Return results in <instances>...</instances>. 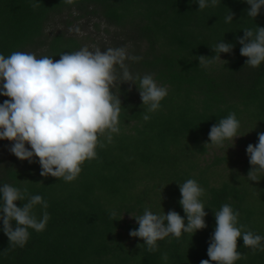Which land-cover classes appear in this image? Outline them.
I'll use <instances>...</instances> for the list:
<instances>
[{"label":"trees","instance_id":"16d2710c","mask_svg":"<svg viewBox=\"0 0 264 264\" xmlns=\"http://www.w3.org/2000/svg\"><path fill=\"white\" fill-rule=\"evenodd\" d=\"M34 3L40 6L34 9ZM249 7L244 0H217L202 10L196 0H0V54L5 57L22 51L59 60L65 52L79 51L83 39L63 31L48 36L47 24L64 11L73 19L91 15L114 33L99 43L89 36L85 40L101 51L126 47L142 57L125 61L130 72L151 74L168 89L160 108L149 113L139 81L118 83L112 91L121 95V131L111 143L105 140L104 148L97 147V158L85 161L72 182L42 177L38 163L14 155L0 159V186L7 183L40 195L48 208L35 205L33 212L38 220L44 211L50 216L43 231L28 229L23 247L9 242L0 221V264H200L209 259L214 213L226 203L240 213L243 230L264 237V175L258 183L247 177L251 166L246 154L247 145L256 144L257 133L264 132V62L257 68L245 64L237 42L243 29L264 27V8L254 19L247 16ZM230 11L234 18L226 22ZM222 40L235 45L233 52L221 53L222 60L211 65L201 64L198 56H214L211 48ZM6 99L0 95V103ZM232 112L241 123L242 137L235 146L232 140L219 148L205 145L211 127ZM188 179L205 189L201 200L207 227L180 238L169 235L157 242V251H148L129 234L138 228L131 216L142 215L145 208L185 216L179 184ZM26 202L17 201V206ZM237 243L244 256L234 264H264V251L244 247L242 238Z\"/></svg>","mask_w":264,"mask_h":264},{"label":"clouds","instance_id":"9594fccd","mask_svg":"<svg viewBox=\"0 0 264 264\" xmlns=\"http://www.w3.org/2000/svg\"><path fill=\"white\" fill-rule=\"evenodd\" d=\"M244 2L250 6L247 16L254 19L264 8V0ZM196 3L202 10L216 6L217 0H211V5L208 0H196ZM39 6V3L32 5L34 9ZM233 18L230 11L225 19L231 22ZM243 33V37L237 38L240 55L247 58L245 64L257 68L264 62V27L257 25L255 30L243 29ZM234 47L233 43L222 40L211 48L214 56L200 55L199 62L211 65L222 60L221 53H232ZM59 56V60H54L46 55L37 58L31 52L15 51L7 57L0 54V95L8 98L0 103V140L10 142L9 152L20 161L38 163L42 177L72 182L78 178L85 161L97 158V147L104 148L105 140L111 143L113 135L121 131V95L112 91L118 83L135 85L139 81L137 89L149 113L160 108L168 89L159 86L151 74L134 76L125 61L138 62L142 57L131 55L126 47L101 51L98 47L90 50L85 46ZM143 119L148 121L150 116L145 114ZM240 127L235 112L229 113L211 127L210 142L205 145L219 148L232 140L234 147L235 140L242 137ZM257 137L256 144L247 145L246 154L251 166L247 177L258 183L264 175V132H258ZM179 190V204L186 221L175 210L156 214L145 208L142 215L131 216L138 228L131 230L130 236L142 240L150 252L157 251V242L169 235L180 238L182 233L194 235L207 227V213L201 200L205 189L195 179H188L179 184ZM26 199V203L17 206V201ZM35 205L48 208L47 201L40 195H29L27 188L21 190L7 183L0 186V221L11 244L23 247L30 237L28 229L36 232L45 229L50 216L44 211L38 220L33 212ZM214 216L216 226L207 249L209 259L201 260L200 264H234L244 256L237 250L239 238L253 252L264 251V237L243 230L244 226L238 224L240 213L231 205L223 204ZM162 259L167 260V254Z\"/></svg>","mask_w":264,"mask_h":264},{"label":"rangeland","instance_id":"374dc122","mask_svg":"<svg viewBox=\"0 0 264 264\" xmlns=\"http://www.w3.org/2000/svg\"><path fill=\"white\" fill-rule=\"evenodd\" d=\"M68 20H71L72 23L68 24ZM96 23L98 24V27L95 26ZM76 28H79L80 31L76 32ZM106 29L110 31L109 34L106 33ZM58 31H63L64 33L75 35L76 37L83 39V41L85 42V46L91 44L93 48L95 46V43H92L89 39L85 40V36H89L90 39H95L98 42L102 38H110L114 33L113 28L108 27L106 23L101 21V19L96 16L88 15L86 17L73 19L67 15V11L52 16L47 24L46 33L48 34V36ZM10 147L11 144L9 141H7L5 145H2L0 143V159L5 157L8 158L12 155L9 152Z\"/></svg>","mask_w":264,"mask_h":264}]
</instances>
